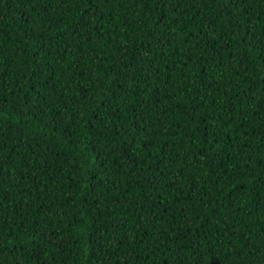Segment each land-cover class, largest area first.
<instances>
[{"label":"trees","instance_id":"trees-1","mask_svg":"<svg viewBox=\"0 0 264 264\" xmlns=\"http://www.w3.org/2000/svg\"><path fill=\"white\" fill-rule=\"evenodd\" d=\"M0 264H264V0H0Z\"/></svg>","mask_w":264,"mask_h":264}]
</instances>
